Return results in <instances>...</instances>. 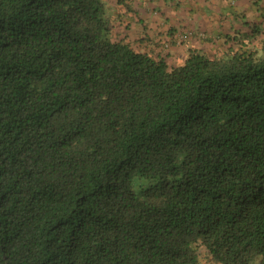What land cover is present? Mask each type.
<instances>
[{"label": "trees", "instance_id": "obj_1", "mask_svg": "<svg viewBox=\"0 0 264 264\" xmlns=\"http://www.w3.org/2000/svg\"><path fill=\"white\" fill-rule=\"evenodd\" d=\"M107 9L0 0V264H264V26L177 62Z\"/></svg>", "mask_w": 264, "mask_h": 264}, {"label": "crops", "instance_id": "obj_2", "mask_svg": "<svg viewBox=\"0 0 264 264\" xmlns=\"http://www.w3.org/2000/svg\"><path fill=\"white\" fill-rule=\"evenodd\" d=\"M171 1L175 3V0ZM181 2L182 6H172L174 7L173 10H170V8L168 10L167 4H163L161 6L162 13L157 11L153 16L149 15L152 17L151 20L150 18L146 20L147 24L149 22L152 25L161 24V29L157 33L148 30L145 35L148 36L151 33L149 37L154 38L151 41L164 43L165 48L171 49L176 56L178 54L183 56L181 53H184L186 47L183 44L181 45L177 39L189 29L194 30L195 34L188 38L189 42L193 45L199 44L207 49V47L214 45L213 43L209 45L206 42L200 44L201 39L199 36L201 34L206 33L207 37L216 38L219 33L227 34L229 32L244 31L246 29L244 22L262 23V26H264V0H181ZM185 7L187 8L185 9ZM162 20L168 21L163 27ZM180 25L188 27L182 29ZM170 29L171 31L176 30L174 32L176 35L175 43L167 41L171 39ZM145 49L147 48L143 50ZM159 49L161 48L159 47L157 50Z\"/></svg>", "mask_w": 264, "mask_h": 264}, {"label": "rangeland", "instance_id": "obj_3", "mask_svg": "<svg viewBox=\"0 0 264 264\" xmlns=\"http://www.w3.org/2000/svg\"><path fill=\"white\" fill-rule=\"evenodd\" d=\"M103 1L105 2V6L108 8L107 12L111 18V21H112L111 23L113 24L112 34L115 39H119L122 37H128V39L131 40L137 48L144 49L146 47L148 50L147 49L145 50L150 51V52L152 51L165 52L166 51L163 43L157 45L156 42L151 41V43L147 44V46L143 44L144 42L143 37L145 33L148 32V30H152L155 33H157L159 32V29H161V24L152 25L150 22L149 24H147L146 20H148V18H150L151 20L152 17H150L149 15L153 16L157 11L162 13L161 6H163V4L164 5L167 4L168 10L169 8L170 10H173L174 7H178L182 4L181 0H175V3H172L171 0H129L126 3L125 7H124V4L122 5V8L117 6L116 0H103ZM119 8L126 9L127 12L125 13L123 11L122 13L121 10H118ZM186 8L187 7H185V9ZM147 15L148 17L146 18ZM142 21L145 24H142L143 23ZM162 21H163V25H162L163 27L164 25L167 24L168 21H164V20ZM180 26L182 27V29L188 27L186 25H185L186 27L182 25ZM150 34L151 33H149V35ZM186 38H188V36L184 38H180V39H186ZM160 45H162V47H160L161 49L157 50ZM211 49L214 50V47L212 46L207 47V50H211ZM176 59H177V62H180L181 56H179V58H176ZM170 61H171V58L169 59V62ZM202 263L203 264H216V263H213L211 260H209L206 255H202Z\"/></svg>", "mask_w": 264, "mask_h": 264}, {"label": "built area", "instance_id": "obj_4", "mask_svg": "<svg viewBox=\"0 0 264 264\" xmlns=\"http://www.w3.org/2000/svg\"><path fill=\"white\" fill-rule=\"evenodd\" d=\"M184 37H186V35H181V38H184Z\"/></svg>", "mask_w": 264, "mask_h": 264}]
</instances>
